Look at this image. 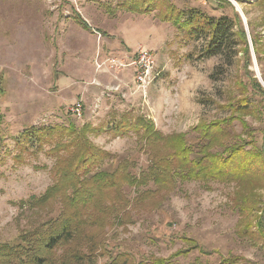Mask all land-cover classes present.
Instances as JSON below:
<instances>
[{"label": "rangeland", "instance_id": "374dc122", "mask_svg": "<svg viewBox=\"0 0 264 264\" xmlns=\"http://www.w3.org/2000/svg\"><path fill=\"white\" fill-rule=\"evenodd\" d=\"M122 1L0 0V245H16L26 232L50 229L75 210L66 197L75 195L71 189L63 193L59 187L43 200L61 185L58 169L74 151L73 140L56 134L31 145L23 136L31 127L109 128L132 112L154 120L165 134H185L194 149L204 144L198 139L202 128L213 123L234 135L218 141L224 147L215 153L235 143L256 151L264 143V0H234L247 25L229 0H169L183 10L240 16L246 39L232 64L225 56L201 58L203 40L178 34L155 13L118 10ZM77 13L93 31L79 26ZM141 48L155 53L160 71L146 96L118 78ZM110 58L124 66L97 67ZM79 100L80 119L69 112ZM88 135L110 154L89 165L76 160L74 179L84 184L76 196L87 204H79L77 235L52 253L56 259L264 264V173H251L239 184L171 178L100 189L94 174L122 163L127 175L140 180L152 163L150 153L158 158L162 147L143 146L134 132Z\"/></svg>", "mask_w": 264, "mask_h": 264}, {"label": "trees", "instance_id": "16d2710c", "mask_svg": "<svg viewBox=\"0 0 264 264\" xmlns=\"http://www.w3.org/2000/svg\"><path fill=\"white\" fill-rule=\"evenodd\" d=\"M117 8L136 14L155 13L162 22L175 25L178 34L183 33L190 40H203L200 57L205 59L225 56L226 62L232 64L240 52L238 46L241 41L245 42L246 39V31L238 14L234 18L228 15L210 16L194 8L179 9L169 0L166 2L160 0H123ZM76 21L83 28L91 29L90 25L78 13ZM254 81L256 86L261 88L260 82ZM116 118L118 119H113L114 121L109 128H91L84 125L81 131H77L71 125L57 124L34 126L24 133L23 136L31 145H40L45 137L56 134H67L73 140L74 151L70 154V158L63 168L58 169L61 185L52 187L44 195L43 200L55 196L59 187L63 193L71 189L75 191V195H66V197L71 201V207H75V210L68 212L50 229L34 233L26 232L16 245L6 243L0 245V264H68L70 262V260L65 259L61 262L52 253L76 237L79 228L77 225L78 206L80 203L87 204L86 197L81 200L76 196L80 190L78 187L84 185L83 182L78 184L77 180L74 179L75 170L79 168L76 167L75 169L76 160L89 165V163H96L101 156H109L110 154L92 143L88 135L89 132L102 133L106 131L112 134L114 138H122L134 132L143 146L162 147L160 157H154L150 153L152 163L140 180L127 175L123 171L125 168H122V163H119L112 172L99 171L94 174L93 178H95L100 189L106 185L119 186L122 181L135 185L150 179L156 182H165L171 178L205 182H236L239 184L245 182L246 176L251 175V173L254 175L260 173L261 176L264 173V143L256 151L245 149L243 145H237V143L224 148L226 149L224 153L213 151L214 148L224 147L222 144L217 145L218 141L234 136L220 124L213 123L203 127L198 139L204 141V144L199 149H194L187 143L185 134H165L156 127L152 119L141 115L134 116L132 112L122 113ZM53 188L55 191L52 190ZM72 257L74 263L94 264L92 259L85 260V258L76 257V255H72ZM86 258L89 257L86 256ZM143 264L166 263L157 261Z\"/></svg>", "mask_w": 264, "mask_h": 264}, {"label": "built area", "instance_id": "2783aa9c", "mask_svg": "<svg viewBox=\"0 0 264 264\" xmlns=\"http://www.w3.org/2000/svg\"><path fill=\"white\" fill-rule=\"evenodd\" d=\"M133 58L134 59L132 60L131 64L133 65L135 70L134 91L140 93L143 96H146L147 89L154 83L155 79L160 74L156 55L150 49L141 48ZM107 63L110 69L124 66V64L119 62L118 59L110 58L102 62H97V67L99 69L104 68ZM83 110L82 100L76 101L69 107V112L71 113V115L78 119L82 118Z\"/></svg>", "mask_w": 264, "mask_h": 264}, {"label": "crops", "instance_id": "0c3cea01", "mask_svg": "<svg viewBox=\"0 0 264 264\" xmlns=\"http://www.w3.org/2000/svg\"><path fill=\"white\" fill-rule=\"evenodd\" d=\"M130 13V12H129ZM133 14H135V15H150V14H136V13H133ZM154 13H152V15H153ZM155 15V14H154ZM82 17V16H81ZM83 18V17H82ZM84 19V18H83ZM85 20V19H84ZM160 20V19H159ZM76 21V20H75ZM86 21V20H85ZM77 22V21H76ZM87 22V21H86ZM88 23V22H87ZM81 28H83L81 25H79ZM91 27V26H90ZM83 29H85V28H83ZM85 30H87V29H85ZM88 30H92L93 31V29L91 28V29H88ZM134 57V56H133ZM132 62L130 61V63H128V65H127V67H126V69L124 70L123 69V72H122V74L121 75H118V78L120 79L121 78V81H123V82H129L131 85H133L132 86V90L134 91V89H135V78H134V73H135V70H134V67H133V65L131 64ZM119 70V69H118ZM105 76H107V74H100V80H103V77H105ZM133 80H134V83H132L133 82ZM124 88H125V86L123 87V89H122V91L124 90ZM136 93H138V92H136ZM83 94V98L84 97H86L87 96V94H86V92H83L82 93Z\"/></svg>", "mask_w": 264, "mask_h": 264}, {"label": "water", "instance_id": "95a60500", "mask_svg": "<svg viewBox=\"0 0 264 264\" xmlns=\"http://www.w3.org/2000/svg\"><path fill=\"white\" fill-rule=\"evenodd\" d=\"M229 1H231V2L234 4V6L236 7L237 11H238V12L241 14V16H242V18H243V21H244V23L247 25V20H246V17H245V15H244V13L242 12V10H241L240 6H239V5H237V4L235 3V1H234V0H229Z\"/></svg>", "mask_w": 264, "mask_h": 264}]
</instances>
